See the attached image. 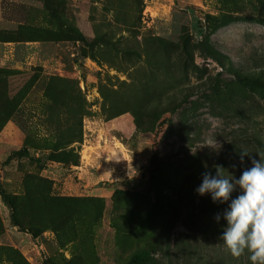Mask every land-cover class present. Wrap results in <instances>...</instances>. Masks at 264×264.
Returning a JSON list of instances; mask_svg holds the SVG:
<instances>
[{
	"label": "rangeland",
	"instance_id": "374dc122",
	"mask_svg": "<svg viewBox=\"0 0 264 264\" xmlns=\"http://www.w3.org/2000/svg\"><path fill=\"white\" fill-rule=\"evenodd\" d=\"M4 3L0 264H237L195 189L264 159V0Z\"/></svg>",
	"mask_w": 264,
	"mask_h": 264
},
{
	"label": "clouds",
	"instance_id": "9594fccd",
	"mask_svg": "<svg viewBox=\"0 0 264 264\" xmlns=\"http://www.w3.org/2000/svg\"><path fill=\"white\" fill-rule=\"evenodd\" d=\"M195 191L213 203L227 204L214 220L226 222L221 239L230 254L238 258L247 250L251 264H264V159H251L239 178L220 166L215 174L205 171Z\"/></svg>",
	"mask_w": 264,
	"mask_h": 264
},
{
	"label": "crops",
	"instance_id": "0c3cea01",
	"mask_svg": "<svg viewBox=\"0 0 264 264\" xmlns=\"http://www.w3.org/2000/svg\"><path fill=\"white\" fill-rule=\"evenodd\" d=\"M4 1L7 0H0V21L5 19L4 15L8 10ZM7 21L10 22L9 19ZM43 48V42L40 41L0 40V64L10 66L12 63L16 66L20 65V67H24L25 63L29 65L44 64Z\"/></svg>",
	"mask_w": 264,
	"mask_h": 264
},
{
	"label": "trees",
	"instance_id": "16d2710c",
	"mask_svg": "<svg viewBox=\"0 0 264 264\" xmlns=\"http://www.w3.org/2000/svg\"><path fill=\"white\" fill-rule=\"evenodd\" d=\"M224 24H226V21L219 20L217 23H215L214 29H217V28L223 26ZM0 40L1 41H6V40H10V41H33V40H37V39H33V40L32 39H23L22 40V39H18V38L17 39H10V38H5V37H0ZM207 48L211 52L210 54L212 56L214 54L220 55V52L218 50H216L215 48L211 47L210 45H207ZM260 148H261V153L264 155V147L261 146ZM158 169H159V167H158L157 160H156L155 156H152L151 159H150V168H149L150 174L153 175V173L155 171H157ZM237 194L238 193L234 192L233 193V197H235ZM2 199H3L4 202H6V204L11 209L12 218H13L12 220L14 222V223L12 222V224L18 226V224L15 223L16 220H15V218L13 216V213H14V204H13V202L10 200V203H8L6 201V197H5L4 194H2ZM224 207H227V204H223L221 209H224ZM19 228H21V227H19ZM149 255H150V251L148 249L138 250V251L134 252L131 255V257H130V259H129L127 264H142L149 258ZM248 257H249V253L246 250L245 253L242 254L240 257H238V258L236 257V259L238 261L237 264H251V262H250Z\"/></svg>",
	"mask_w": 264,
	"mask_h": 264
}]
</instances>
